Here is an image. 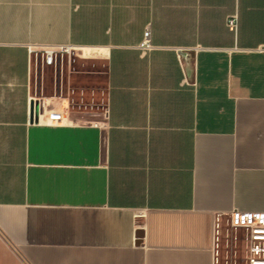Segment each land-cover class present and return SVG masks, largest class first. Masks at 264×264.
Masks as SVG:
<instances>
[{"label":"crops","instance_id":"obj_1","mask_svg":"<svg viewBox=\"0 0 264 264\" xmlns=\"http://www.w3.org/2000/svg\"><path fill=\"white\" fill-rule=\"evenodd\" d=\"M235 213H264V0H0V264H219Z\"/></svg>","mask_w":264,"mask_h":264},{"label":"rangeland","instance_id":"obj_2","mask_svg":"<svg viewBox=\"0 0 264 264\" xmlns=\"http://www.w3.org/2000/svg\"><path fill=\"white\" fill-rule=\"evenodd\" d=\"M65 54L69 55V52ZM256 242L253 244L248 228L233 226L230 220L218 239V263L252 264L251 259L254 255L257 261L255 264H264V239ZM256 244L257 248L253 250L252 247Z\"/></svg>","mask_w":264,"mask_h":264},{"label":"built area","instance_id":"obj_3","mask_svg":"<svg viewBox=\"0 0 264 264\" xmlns=\"http://www.w3.org/2000/svg\"><path fill=\"white\" fill-rule=\"evenodd\" d=\"M227 25L229 28L236 31L238 28V16L236 14L230 15L227 19ZM138 47L144 53L156 48L151 41L150 26L145 29L143 39ZM70 49V46H59L57 48L48 47L42 51L44 53L45 60L48 63H52L56 54L70 52ZM231 221L233 226L246 227L250 230L253 244L257 243L256 240L264 239V213H235L232 215ZM256 248L257 244L252 247L253 250ZM251 262L252 264L257 263L254 258L251 259Z\"/></svg>","mask_w":264,"mask_h":264},{"label":"water","instance_id":"obj_4","mask_svg":"<svg viewBox=\"0 0 264 264\" xmlns=\"http://www.w3.org/2000/svg\"><path fill=\"white\" fill-rule=\"evenodd\" d=\"M37 113H38L37 104L33 103V119H34V117L37 116Z\"/></svg>","mask_w":264,"mask_h":264}]
</instances>
